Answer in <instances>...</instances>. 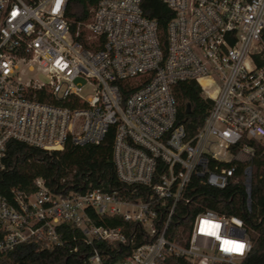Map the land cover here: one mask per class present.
<instances>
[{"label": "built area", "instance_id": "1", "mask_svg": "<svg viewBox=\"0 0 264 264\" xmlns=\"http://www.w3.org/2000/svg\"><path fill=\"white\" fill-rule=\"evenodd\" d=\"M69 1L0 0V175L11 140L62 150L98 144L113 128L112 159L126 190L58 194L41 177L29 194L11 188L7 196L0 186V254L25 242L62 246L58 228L69 225L92 246L83 264H164L170 256L243 264L251 242L241 219L205 210L172 222L193 176L223 189L234 161L253 156L247 141L264 143V0H160L172 11L165 41L143 0H97L86 21L67 15ZM34 66L46 81L21 77ZM179 82L195 83L210 103L191 133L177 119ZM244 188L250 207V165ZM104 216L138 224L147 241L95 224ZM202 221L220 226L219 239ZM224 240L244 247L225 251ZM95 241L128 244L129 253L111 260Z\"/></svg>", "mask_w": 264, "mask_h": 264}, {"label": "trees", "instance_id": "2", "mask_svg": "<svg viewBox=\"0 0 264 264\" xmlns=\"http://www.w3.org/2000/svg\"><path fill=\"white\" fill-rule=\"evenodd\" d=\"M96 3L97 0H70L67 15L74 21H86ZM142 8L146 16L157 20L160 36L165 41V26L172 11L160 0H143ZM174 96L178 123H182L189 133L195 131L207 115L209 101L201 97L199 87L193 82L177 83ZM113 134L111 128L98 144L67 143L62 150L53 151L9 141L4 157L5 168L0 175L2 192L9 196L11 188H16L23 194H29L35 190L33 180L37 177L43 178L47 187L58 194H65L69 190L83 191L88 187H101L107 191L126 190V186L117 179L112 159ZM247 143L253 147V156L249 162L234 161L236 171L225 188L203 184L198 176L191 178L185 192L189 202L179 203L172 224L185 222L205 210L237 217L242 220L251 242L243 264H264V143L255 140H248ZM233 150L236 152L237 148ZM246 165L251 167L250 207L246 204L244 188ZM94 222L97 225L121 227L128 239L135 233L137 243L147 241L138 224L119 216L94 217ZM58 230L65 240L62 246L41 249L37 243L25 242L0 254V264H83V257L80 256L89 255L92 246L83 243L78 229L63 225ZM74 247L77 248L76 252H73ZM93 247L104 256L109 255L111 260L129 253L128 244L95 241ZM164 264L187 262L181 257L170 256Z\"/></svg>", "mask_w": 264, "mask_h": 264}, {"label": "snow or ice", "instance_id": "3", "mask_svg": "<svg viewBox=\"0 0 264 264\" xmlns=\"http://www.w3.org/2000/svg\"><path fill=\"white\" fill-rule=\"evenodd\" d=\"M59 3V0H58ZM13 15H16V13L14 12ZM205 226L207 227L208 231L207 234L212 235V236H216L217 239H219V236L217 235V232L214 229H218L220 226L213 224L209 221H202V228L201 230L204 231L205 230ZM223 245H230V247H225L224 250L225 251H235V252H240L242 251L244 245L243 244H239L233 241H228V240H224L222 241Z\"/></svg>", "mask_w": 264, "mask_h": 264}, {"label": "rangeland", "instance_id": "4", "mask_svg": "<svg viewBox=\"0 0 264 264\" xmlns=\"http://www.w3.org/2000/svg\"><path fill=\"white\" fill-rule=\"evenodd\" d=\"M21 67H22V66L20 65L19 68H21ZM21 77H22V78H29V77H32V78H34V79H36V80H38V81H41V82L47 80V77L45 76V74L42 73L39 69H37V67H35V66L33 67L32 71L27 70V69H26L25 71H23L22 74H21ZM79 82H80L81 84H84V81H83V80H79ZM238 156H239L240 159H242V160L245 158L243 154H238Z\"/></svg>", "mask_w": 264, "mask_h": 264}]
</instances>
